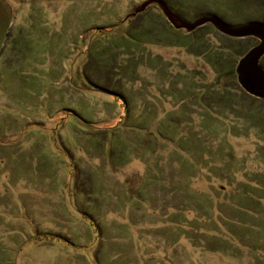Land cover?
<instances>
[{"label":"rangeland","instance_id":"374dc122","mask_svg":"<svg viewBox=\"0 0 264 264\" xmlns=\"http://www.w3.org/2000/svg\"><path fill=\"white\" fill-rule=\"evenodd\" d=\"M143 1L2 0L0 264H264V100L216 64L227 36ZM162 1L264 23V0Z\"/></svg>","mask_w":264,"mask_h":264},{"label":"water","instance_id":"95a60500","mask_svg":"<svg viewBox=\"0 0 264 264\" xmlns=\"http://www.w3.org/2000/svg\"><path fill=\"white\" fill-rule=\"evenodd\" d=\"M150 3L159 7L162 14L175 30L190 33L206 23L211 24L221 34L235 39L252 37L257 42L249 47L237 60L234 67L236 81L248 95L264 100V67L261 58L264 56V23L247 21L238 25H230L214 15H202L193 21H188L172 12L162 0H145L134 10L137 13ZM7 9V8H6ZM7 25L6 10L0 0V40Z\"/></svg>","mask_w":264,"mask_h":264},{"label":"trees","instance_id":"16d2710c","mask_svg":"<svg viewBox=\"0 0 264 264\" xmlns=\"http://www.w3.org/2000/svg\"><path fill=\"white\" fill-rule=\"evenodd\" d=\"M163 17H164V15H163ZM165 23H167V22H165ZM167 24H169V23H167ZM249 38H252V37H246V38H242V39H235V38L226 37V40H227L228 44L230 45L232 50H234V51L231 52L233 54L234 58L230 61L229 65L228 64L226 65V63H224V62H220L219 63V59L216 58V62H217L216 64H220L223 76H224V74H226V75L230 74L232 76H235L234 67H235L236 62H237L236 56H238V55L240 56L241 54H243L250 47L248 45L249 44L248 43V39ZM262 60H263V57L261 58L260 63H262ZM223 76H221V77H223ZM253 98H255V97H253ZM255 99H258V98H255ZM252 120H254V118H252ZM255 121H256V123L254 122V125H258V127L262 123L264 125V118H260L258 120L255 119ZM261 132L264 134V126L262 127Z\"/></svg>","mask_w":264,"mask_h":264},{"label":"flooded vegetation","instance_id":"af4514ba","mask_svg":"<svg viewBox=\"0 0 264 264\" xmlns=\"http://www.w3.org/2000/svg\"><path fill=\"white\" fill-rule=\"evenodd\" d=\"M7 32H4V35L1 37V42H0V54L2 53V51L4 50V45L7 43Z\"/></svg>","mask_w":264,"mask_h":264}]
</instances>
